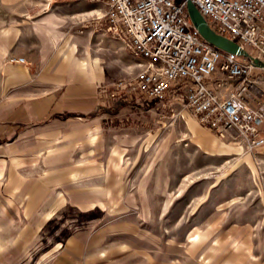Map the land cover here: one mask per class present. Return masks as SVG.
<instances>
[{"label": "rangeland", "instance_id": "1", "mask_svg": "<svg viewBox=\"0 0 264 264\" xmlns=\"http://www.w3.org/2000/svg\"><path fill=\"white\" fill-rule=\"evenodd\" d=\"M72 1L0 0V50L37 40L39 6L65 16ZM84 23L61 28L80 35L84 99L103 105L6 147L0 264H264V150L220 139L171 94L130 90L138 60ZM19 65L25 55L0 56V87Z\"/></svg>", "mask_w": 264, "mask_h": 264}, {"label": "built area", "instance_id": "2", "mask_svg": "<svg viewBox=\"0 0 264 264\" xmlns=\"http://www.w3.org/2000/svg\"><path fill=\"white\" fill-rule=\"evenodd\" d=\"M189 1L241 52L204 39ZM101 18L138 60L130 90L150 99L171 94L220 139L240 140L249 150L264 146V91L251 77L256 67L264 69L256 61L264 58V0H106Z\"/></svg>", "mask_w": 264, "mask_h": 264}, {"label": "crops", "instance_id": "3", "mask_svg": "<svg viewBox=\"0 0 264 264\" xmlns=\"http://www.w3.org/2000/svg\"><path fill=\"white\" fill-rule=\"evenodd\" d=\"M102 5L99 0H73L70 3L71 14L65 16L39 6L36 11L38 14L29 18L36 26L43 24V27L37 28V40L28 41L19 53L16 49L2 47L0 56L25 55L28 66L7 67L10 74L1 83L0 90L4 94L0 95H3L0 98V157L4 155L8 144L16 143L30 127L58 118L78 117L85 110L93 109L90 107L93 103L89 104L83 94L85 89L94 86L93 83L76 80L77 74H82L84 69V61L76 56L75 48L80 35L62 30L61 24L65 20L72 25L85 22L84 26L89 28L88 38H91V33L100 28V23L101 28L106 29L107 24L101 18L106 7ZM25 20L28 21V17ZM256 61L260 65L264 64V58H257ZM47 65L52 66L49 68ZM35 66H39L40 72L35 70ZM60 70L64 72L61 76ZM251 77L260 80L259 85L264 91V69L256 67ZM252 103L257 106L259 100H252ZM99 104L103 105L97 101L96 108ZM260 150H264V146Z\"/></svg>", "mask_w": 264, "mask_h": 264}, {"label": "water", "instance_id": "4", "mask_svg": "<svg viewBox=\"0 0 264 264\" xmlns=\"http://www.w3.org/2000/svg\"><path fill=\"white\" fill-rule=\"evenodd\" d=\"M187 8L195 26L197 27L204 39L225 51L233 53L241 52V47L237 42L229 39L224 35L216 33L210 27L207 20L191 1L188 2Z\"/></svg>", "mask_w": 264, "mask_h": 264}]
</instances>
